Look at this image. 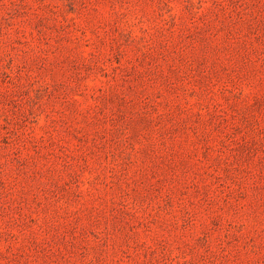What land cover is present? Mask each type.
Instances as JSON below:
<instances>
[{
  "label": "rangeland",
  "instance_id": "374dc122",
  "mask_svg": "<svg viewBox=\"0 0 264 264\" xmlns=\"http://www.w3.org/2000/svg\"><path fill=\"white\" fill-rule=\"evenodd\" d=\"M0 264H264V0H0Z\"/></svg>",
  "mask_w": 264,
  "mask_h": 264
}]
</instances>
